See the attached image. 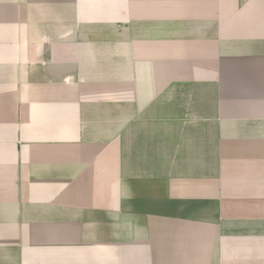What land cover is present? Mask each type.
Here are the masks:
<instances>
[{"label":"crops","instance_id":"obj_1","mask_svg":"<svg viewBox=\"0 0 264 264\" xmlns=\"http://www.w3.org/2000/svg\"><path fill=\"white\" fill-rule=\"evenodd\" d=\"M0 264H264V0H0Z\"/></svg>","mask_w":264,"mask_h":264}]
</instances>
